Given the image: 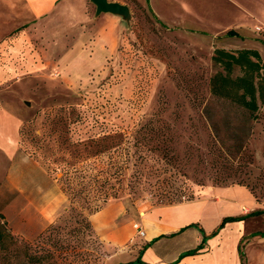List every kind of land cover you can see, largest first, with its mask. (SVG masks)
Masks as SVG:
<instances>
[{"label": "rangeland", "instance_id": "rangeland-1", "mask_svg": "<svg viewBox=\"0 0 264 264\" xmlns=\"http://www.w3.org/2000/svg\"><path fill=\"white\" fill-rule=\"evenodd\" d=\"M109 1L131 11L130 20L120 17L112 52L93 29L103 14L95 15L90 0L93 19L80 24L62 0L41 15L25 0H0V110L21 121L18 146L27 158L15 162L14 176L0 149V215L14 236L0 246V264H118L137 257L127 232L109 233L124 220L133 229L136 215L167 207L157 183L163 177L154 175L166 163L181 171L180 204L203 200L211 188L240 186L264 209V108L250 120L213 101L208 89L215 49L257 47L264 59V31H257L264 29V0ZM229 30L240 37L227 36ZM150 120L167 125L143 128ZM151 135L159 139L149 142ZM118 148L122 159L132 156L123 191L89 216L90 231L70 216L64 192L52 222L26 230L37 214L32 206L49 203L27 200L31 193L57 194L58 170L69 165L93 175L104 166L111 176ZM139 169L146 177L134 185ZM112 207L111 224H100ZM208 209L214 217L232 212Z\"/></svg>", "mask_w": 264, "mask_h": 264}, {"label": "crops", "instance_id": "crops-1", "mask_svg": "<svg viewBox=\"0 0 264 264\" xmlns=\"http://www.w3.org/2000/svg\"><path fill=\"white\" fill-rule=\"evenodd\" d=\"M25 1L35 15H41L57 0ZM61 4L68 5L70 16L75 22L80 24L92 21L93 18L88 15V0H62ZM107 23L109 25L102 30V24ZM120 23L119 16L103 14L93 27V29L99 30L100 40L108 45L110 52L117 47ZM253 49L258 50L262 56L259 48ZM12 120L13 117L10 114L0 110V149L11 161V169H13L11 174L15 176L18 168L15 166V162H27V158L22 156L18 146L17 134L21 121ZM51 188L56 189V186L52 185ZM62 197L61 187L57 194H44L43 190L38 189L31 193L27 200L41 201L45 199L49 203L32 206L37 214L34 215L32 224H26V230L51 223L60 209ZM19 199L23 200V198ZM16 202H18V198ZM220 206L231 209L232 212L225 211L216 217L209 213L208 208ZM258 211H264V209L259 208L246 188L240 186L215 187L206 190L204 199L201 201L155 208L150 212L136 215L137 222L135 223L140 224L145 231L143 238L137 237L134 228L131 229L127 226L129 223L127 220H124L125 226H117L111 230L109 235L113 238L127 232L132 243L140 249L137 257L118 264L133 262L136 264H242L239 253L241 247L245 254V264H264V213L256 216L251 215ZM24 217L27 216L24 215ZM113 217L114 207L107 209L104 215L97 218V221L107 226L111 224ZM227 217L244 219L227 223L216 236L210 237L223 219ZM208 218L211 220L209 225L207 224ZM191 224H198L199 228L204 230V234L197 227L187 228ZM204 237L208 238L206 242H204ZM193 250L198 251L194 255L182 257L184 253ZM139 260L142 263H137Z\"/></svg>", "mask_w": 264, "mask_h": 264}, {"label": "trees", "instance_id": "trees-1", "mask_svg": "<svg viewBox=\"0 0 264 264\" xmlns=\"http://www.w3.org/2000/svg\"><path fill=\"white\" fill-rule=\"evenodd\" d=\"M227 36L234 37L238 34L229 31ZM214 73L209 79V93L213 101L223 102L242 111L248 115L250 120L257 119L261 108H264V59L256 49L227 50L224 48L215 49L212 56ZM162 121L150 120L143 128L154 129L156 124ZM158 135H151L148 141L158 140ZM119 147V146H118ZM160 151V150H159ZM161 152V151H160ZM122 150L118 148L116 162L113 165L111 176L107 168L101 166L95 175L86 166L69 165L58 171L63 173L60 179L63 192L71 202L70 216L76 220L82 229L90 231L91 224L89 216L98 212L110 199H116L123 191L124 172L132 160V156L123 158ZM122 154V155H121ZM144 174L140 169L133 174L134 185L141 183ZM154 175L162 178L157 181L162 204L167 206L180 204V198L185 196L186 187L180 184L181 171L172 163H166L164 168L155 170ZM110 176V177H109ZM258 211L252 216L263 214ZM3 216L0 215V246L5 248V242L14 240V236L7 230ZM244 218H224L217 230L210 237H214L224 228L227 223L243 220ZM189 227H197L198 224H191ZM200 229V228H199ZM204 234V230L200 229ZM208 238L204 237V242ZM198 250L188 251L182 257L194 255ZM239 253L242 264H245V254L241 248ZM48 252L45 257H48ZM43 256V258H45ZM137 263H142L140 260ZM136 264V262L128 263Z\"/></svg>", "mask_w": 264, "mask_h": 264}, {"label": "water", "instance_id": "water-1", "mask_svg": "<svg viewBox=\"0 0 264 264\" xmlns=\"http://www.w3.org/2000/svg\"><path fill=\"white\" fill-rule=\"evenodd\" d=\"M90 2L96 7L95 15L97 17L101 14H111L122 17L124 20L131 18V11L127 5L109 0H90Z\"/></svg>", "mask_w": 264, "mask_h": 264}, {"label": "built area", "instance_id": "built-area-1", "mask_svg": "<svg viewBox=\"0 0 264 264\" xmlns=\"http://www.w3.org/2000/svg\"><path fill=\"white\" fill-rule=\"evenodd\" d=\"M262 30L264 31V29L261 28V27H258L257 28V31H259V32L262 31ZM133 228H134V230L136 232V236L137 237H140V238L145 237V231L143 230V228L141 227L140 224L135 223L134 226H133Z\"/></svg>", "mask_w": 264, "mask_h": 264}, {"label": "bare ground", "instance_id": "bare-ground-1", "mask_svg": "<svg viewBox=\"0 0 264 264\" xmlns=\"http://www.w3.org/2000/svg\"><path fill=\"white\" fill-rule=\"evenodd\" d=\"M57 27H58V26H57ZM59 37H60V36H59ZM57 38H58V37H57ZM58 39H59V38H58ZM53 41H54V40H53ZM53 41H52V42H53ZM50 42H51V41H50ZM52 42H51L50 44H52ZM57 42H58V40H57ZM63 42H64V41H63ZM53 43H55V42H53ZM49 46H50V45H49ZM52 46H53V45H52ZM60 46H62V44H61ZM49 49H50V47H49ZM103 215H104V213H103ZM100 216H102V214H101ZM100 216H99V217H100Z\"/></svg>", "mask_w": 264, "mask_h": 264}]
</instances>
